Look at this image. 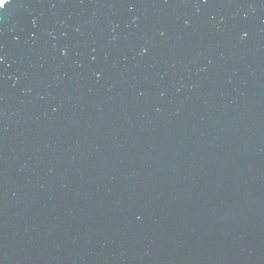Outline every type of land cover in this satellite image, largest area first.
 Masks as SVG:
<instances>
[{
  "label": "water",
  "instance_id": "95a60500",
  "mask_svg": "<svg viewBox=\"0 0 264 264\" xmlns=\"http://www.w3.org/2000/svg\"><path fill=\"white\" fill-rule=\"evenodd\" d=\"M0 4V264H264V0Z\"/></svg>",
  "mask_w": 264,
  "mask_h": 264
},
{
  "label": "snow or ice",
  "instance_id": "6c2138e0",
  "mask_svg": "<svg viewBox=\"0 0 264 264\" xmlns=\"http://www.w3.org/2000/svg\"><path fill=\"white\" fill-rule=\"evenodd\" d=\"M6 3H7V0H5V3L3 4V6H2V7L6 6Z\"/></svg>",
  "mask_w": 264,
  "mask_h": 264
},
{
  "label": "built area",
  "instance_id": "2783aa9c",
  "mask_svg": "<svg viewBox=\"0 0 264 264\" xmlns=\"http://www.w3.org/2000/svg\"><path fill=\"white\" fill-rule=\"evenodd\" d=\"M4 0H0V4L3 2Z\"/></svg>",
  "mask_w": 264,
  "mask_h": 264
}]
</instances>
